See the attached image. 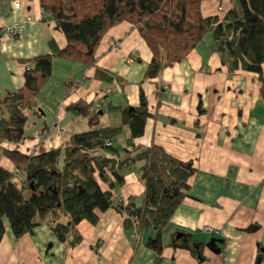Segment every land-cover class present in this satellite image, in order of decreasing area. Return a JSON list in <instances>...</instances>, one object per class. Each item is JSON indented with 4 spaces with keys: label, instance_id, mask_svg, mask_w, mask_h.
I'll return each instance as SVG.
<instances>
[{
    "label": "crops",
    "instance_id": "crops-1",
    "mask_svg": "<svg viewBox=\"0 0 264 264\" xmlns=\"http://www.w3.org/2000/svg\"><path fill=\"white\" fill-rule=\"evenodd\" d=\"M234 3L201 0L200 11L204 17L221 19ZM24 18L29 20L19 35L0 37V99L21 88L25 62L49 53L50 41L58 48L65 46L54 22L41 15L38 0H0V27ZM95 57L97 66L119 79L103 82L93 77L92 67L53 58L51 76L32 108L25 110V137L1 147L30 155L65 145L72 133L89 128L87 116L67 110L77 100L91 109L99 106L101 126L116 125L119 113L107 106H137L141 86L151 116L134 143L157 144L195 168L187 195L163 230L159 264H264V82L253 72L229 74L209 35L182 60L168 62L158 75L143 78L151 52L127 21L103 34ZM262 73L264 77V63ZM34 131L45 133L46 140L35 145ZM124 144L121 136L114 142L116 147ZM102 154L112 157L107 151ZM141 164L128 168L123 185L111 190L115 204L123 206L131 196L140 198ZM0 166L15 172L1 149ZM123 219L124 214L111 207L98 212L95 224L80 221L76 227L81 239L71 246L59 241L46 221L15 238L3 218L0 264H157L156 254L145 246L153 230L125 229ZM205 225L213 231H204ZM177 233H189L205 243L202 262L188 249L175 246L182 244ZM212 238L218 253L206 245Z\"/></svg>",
    "mask_w": 264,
    "mask_h": 264
},
{
    "label": "trees",
    "instance_id": "trees-1",
    "mask_svg": "<svg viewBox=\"0 0 264 264\" xmlns=\"http://www.w3.org/2000/svg\"><path fill=\"white\" fill-rule=\"evenodd\" d=\"M38 2L41 15L52 20L63 34L65 46L58 48L50 41L49 53L25 62L29 66L21 88L0 99V149L15 167L11 173L0 166V241L6 218L15 238L46 221L59 241L73 246L81 239L77 224L82 220L95 224L98 212L112 207L124 214L125 229L135 227L138 233L153 230L145 246L156 254L159 264L163 230L187 195L188 179L195 168L157 144L134 143L151 116L141 86L137 106H107L106 110L119 113L116 125L101 126V109H91L77 100L67 110L87 116L89 128L72 133L65 145L30 155L1 145L19 143L25 137V110L32 108L34 98L51 76L53 58L92 67L93 77L103 82L119 79L97 66L95 51L103 34L123 21L133 24L151 52L143 78L158 75L168 62L182 60L204 35H209L229 74L253 72L264 82V0H235L221 19L204 17L201 0ZM120 136L125 144L116 147L114 142ZM103 151L112 157H105ZM137 162H142L137 168L142 194L139 199L131 196L125 205H117L111 190L123 185L125 172ZM25 192L29 194L25 196ZM181 234L182 244L175 246L188 249L202 262L205 243L189 233Z\"/></svg>",
    "mask_w": 264,
    "mask_h": 264
},
{
    "label": "built area",
    "instance_id": "built-area-1",
    "mask_svg": "<svg viewBox=\"0 0 264 264\" xmlns=\"http://www.w3.org/2000/svg\"><path fill=\"white\" fill-rule=\"evenodd\" d=\"M15 6L18 5L17 2L14 3ZM218 11H222V7L219 6L217 8ZM28 18H24L18 22H15L13 24L7 25V26H3L0 27V37H15L17 35H19L25 28V24L28 21ZM113 48H117L118 47V43H112ZM29 64L25 63V68H28ZM108 92V90H107ZM99 106H97L95 108V110H98ZM31 140L34 141L35 145H39L40 143L44 142L46 140V134L41 132V131H34L31 134ZM203 230L206 232L211 233L213 231V229L209 226V225H205L203 227Z\"/></svg>",
    "mask_w": 264,
    "mask_h": 264
},
{
    "label": "water",
    "instance_id": "water-1",
    "mask_svg": "<svg viewBox=\"0 0 264 264\" xmlns=\"http://www.w3.org/2000/svg\"><path fill=\"white\" fill-rule=\"evenodd\" d=\"M181 233H177L176 235V238H180L181 237ZM215 242H216V239H210V241L206 244L207 247H209L210 250H212L213 252H216L218 253L219 252V249L218 248H215Z\"/></svg>",
    "mask_w": 264,
    "mask_h": 264
},
{
    "label": "rangeland",
    "instance_id": "rangeland-1",
    "mask_svg": "<svg viewBox=\"0 0 264 264\" xmlns=\"http://www.w3.org/2000/svg\"><path fill=\"white\" fill-rule=\"evenodd\" d=\"M26 193V192H25Z\"/></svg>",
    "mask_w": 264,
    "mask_h": 264
}]
</instances>
